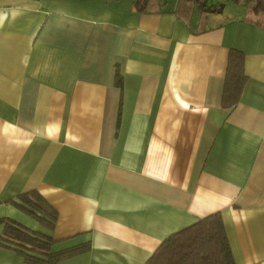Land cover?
Returning a JSON list of instances; mask_svg holds the SVG:
<instances>
[{
	"label": "crops",
	"instance_id": "1",
	"mask_svg": "<svg viewBox=\"0 0 264 264\" xmlns=\"http://www.w3.org/2000/svg\"><path fill=\"white\" fill-rule=\"evenodd\" d=\"M141 1L0 0V218L86 246L54 264H145L218 213L233 263L264 264V13ZM230 50L246 80L224 108ZM2 232L0 264H29Z\"/></svg>",
	"mask_w": 264,
	"mask_h": 264
},
{
	"label": "trees",
	"instance_id": "2",
	"mask_svg": "<svg viewBox=\"0 0 264 264\" xmlns=\"http://www.w3.org/2000/svg\"><path fill=\"white\" fill-rule=\"evenodd\" d=\"M143 2L145 0H142ZM141 1V2H142ZM204 7L202 0H194ZM241 2V0H235ZM254 13H264V0H245ZM117 83L120 75L115 73ZM246 76L243 71V55L230 50L225 74L221 105L229 108L240 98ZM15 204L45 227L52 228L55 211L36 191L21 194ZM3 224L1 241L23 254L29 264H54L76 255L86 246H76L59 252H50L52 239L31 230L10 218H0ZM145 264H234L229 250L222 220L218 213L199 219L196 223L170 235L163 240Z\"/></svg>",
	"mask_w": 264,
	"mask_h": 264
},
{
	"label": "rangeland",
	"instance_id": "3",
	"mask_svg": "<svg viewBox=\"0 0 264 264\" xmlns=\"http://www.w3.org/2000/svg\"><path fill=\"white\" fill-rule=\"evenodd\" d=\"M218 0H215V2H217ZM223 2H221V1H218V3L217 4H222ZM228 11H229V7L228 6H226V9L224 10V12H222L223 14H227L228 13ZM222 14V15H223Z\"/></svg>",
	"mask_w": 264,
	"mask_h": 264
},
{
	"label": "water",
	"instance_id": "4",
	"mask_svg": "<svg viewBox=\"0 0 264 264\" xmlns=\"http://www.w3.org/2000/svg\"><path fill=\"white\" fill-rule=\"evenodd\" d=\"M222 8H223V4H219L218 8L214 10H216L217 12H221Z\"/></svg>",
	"mask_w": 264,
	"mask_h": 264
}]
</instances>
